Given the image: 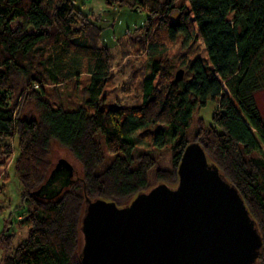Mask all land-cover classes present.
<instances>
[{"label": "trees", "instance_id": "trees-1", "mask_svg": "<svg viewBox=\"0 0 264 264\" xmlns=\"http://www.w3.org/2000/svg\"><path fill=\"white\" fill-rule=\"evenodd\" d=\"M105 2L149 12L144 31L130 41L138 55L155 58L140 82V105L102 106L110 53L100 45L98 20L75 0H0V165L11 159L26 208L18 225L28 229L16 247L12 235L0 234V264H82L87 202L123 207L159 183L176 187L192 142L243 198L262 237L256 264H264V117L256 99L264 90V0ZM180 38L182 46L199 39L208 57L182 61L184 76L176 82L170 61ZM48 86H64L74 110L57 105ZM209 101L217 104L212 123L199 117L189 136L196 108ZM99 133L115 155L100 170L106 153ZM16 134L14 156L3 140ZM55 144L73 154L82 172L51 177ZM136 148L143 151L133 156Z\"/></svg>", "mask_w": 264, "mask_h": 264}, {"label": "water", "instance_id": "water-1", "mask_svg": "<svg viewBox=\"0 0 264 264\" xmlns=\"http://www.w3.org/2000/svg\"><path fill=\"white\" fill-rule=\"evenodd\" d=\"M183 76L180 69L175 81ZM63 170L73 176L72 165L60 162L51 177ZM178 177L176 187L159 183L123 207L89 200L82 264H256L262 246L256 223L200 143L186 146Z\"/></svg>", "mask_w": 264, "mask_h": 264}, {"label": "rangeland", "instance_id": "rangeland-1", "mask_svg": "<svg viewBox=\"0 0 264 264\" xmlns=\"http://www.w3.org/2000/svg\"><path fill=\"white\" fill-rule=\"evenodd\" d=\"M75 5L85 14L94 15L91 19L98 20V24L102 28L100 45L106 47L110 53V65L113 73L103 94L105 99L102 106L109 108L117 105H140L143 101L140 82L151 73V65L155 58L147 55H138L134 49L138 47V44H136L137 47H133L130 41L134 39L136 34L144 31V26L148 23V10L133 9L127 5L109 7L105 0H75ZM16 24L14 23L13 26L15 27ZM195 57H208L203 43L198 39L190 42L187 46H182V38H180L174 50V56L170 61L174 75L179 71L182 61L194 59ZM47 88L51 96L59 100L57 105L67 110H74V107L68 103V96L64 86H59L57 89L53 88V86H48ZM258 102H260V97ZM216 108L217 104L212 101H209L204 107L196 108L194 122L188 128V135H192L191 133L196 128L199 117H202L207 125L211 124ZM96 140L102 145L106 153V163L98 168L100 170L106 164L111 163L115 155L106 152L102 134H96ZM3 141L12 145L14 156H16L19 152V136L16 134L14 137ZM142 151V148H136L132 151V155L137 156ZM51 158L55 165L65 162L72 165L73 170H76V172H82V166L73 154L66 149H62L57 144H55ZM65 175L66 171L61 173V176L65 177ZM21 194L22 187L10 159L6 165H0V234L12 235L13 247L22 243L28 236V229L18 225V221L26 214V208L21 206ZM9 254L12 255L13 250ZM2 256L3 250L0 246V260Z\"/></svg>", "mask_w": 264, "mask_h": 264}, {"label": "crops", "instance_id": "crops-1", "mask_svg": "<svg viewBox=\"0 0 264 264\" xmlns=\"http://www.w3.org/2000/svg\"><path fill=\"white\" fill-rule=\"evenodd\" d=\"M260 97V102H258V98ZM256 99H257V103L259 105V108L261 110V113L264 117V90H261L259 91L257 94H256Z\"/></svg>", "mask_w": 264, "mask_h": 264}]
</instances>
